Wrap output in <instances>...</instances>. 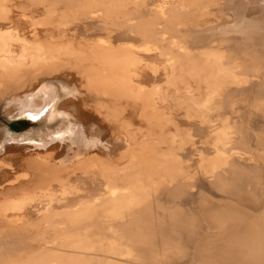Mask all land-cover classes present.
Here are the masks:
<instances>
[{"label":"bare ground","instance_id":"1","mask_svg":"<svg viewBox=\"0 0 264 264\" xmlns=\"http://www.w3.org/2000/svg\"><path fill=\"white\" fill-rule=\"evenodd\" d=\"M58 75L0 132V264H264V0H0L5 113Z\"/></svg>","mask_w":264,"mask_h":264},{"label":"rangeland","instance_id":"2","mask_svg":"<svg viewBox=\"0 0 264 264\" xmlns=\"http://www.w3.org/2000/svg\"><path fill=\"white\" fill-rule=\"evenodd\" d=\"M46 79L50 82V85H52L53 86V88L55 89V105H54V109H52V112H50V117H48V116H41V117H39V118H37V119H34V120H32V119H26V118H13V117H11V116H9L8 115V113H5L6 112V110H5V106H4V104H2V102H0V132L1 131H8V132H10V133H13V134H16V135H21V134H26V133H30V134H34V133H38V132H44V131H46V130H52V129H54L55 127H57L59 124H60V120H61V117L60 116H57L56 114H54V112H55V106L57 105V103H59L69 92H68V89L69 90H71V88H75V87H78V84H77V82H76V79H75V77L74 78H71V77H65V76H49V77H46ZM67 86H68V88H67ZM67 88V89H66ZM67 90V91H66ZM64 91L66 92V94L64 93ZM63 94H65V95H63ZM8 115V116H7ZM218 116H219V118H218ZM217 116V122L215 121V120H211L212 122L213 121H215L216 123V125H220V124H218V122L219 123H223V124H221V125H223V127L222 128H226V130L227 129H231V130H233V133L235 134V135H237L236 133H237V129L235 128V125L237 124V121H235L236 123H234V121H229V123L227 122L228 120L226 119V120H224L225 118L224 117H226V115L225 114H223L222 115V118H221V120H219L220 119V115H218ZM263 118V119H262ZM195 119V118H194ZM194 119H192V120H194ZM15 120H18V122H17V128H16V130H13L11 127H10V124L12 123V122H14ZM219 120V121H218ZM208 121V120H207ZM210 121V119H209V121H208V123L207 122H203V123H205V124H202V122H201V124L204 126V127H211V122ZM225 121H226V123L227 124H225ZM245 121V120H244ZM211 122V123H210ZM261 122V123H260ZM233 123V124H232ZM215 124H213L212 123V127L215 125ZM235 124V125H234ZM258 124L259 125H261L260 126V128L261 127H263L264 126V114H263V116L260 118V120H259V122H258ZM262 124H263V126H262ZM207 125V126H206ZM232 125V126H231ZM259 125H257V127H258V130H257V128H256V126L254 127V128H256V130L255 129H253V130H255L254 132L255 133H260V132H262V131H264L263 129H264V127L262 128V129H259ZM234 126V127H233ZM202 127V126H201ZM232 127V128H231ZM209 130V129H208ZM234 130H235V132H234ZM209 131H211V130H209ZM209 131H207L206 130V132L208 133ZM212 132V131H211ZM232 132V131H231ZM206 133V134H207ZM234 134H231L232 136L231 137H233L234 136ZM208 135V138H210V141L208 142L209 144L210 143H214V139H213V141H211V137H210V134L208 133L207 134ZM230 135V134H229ZM205 136V135H204ZM199 137V136H198ZM230 137V139L228 140L231 144L232 143H234V142H236V143H234L237 147H236V149L238 148V149H242L243 147H244V142L242 143V141H241V139H240V137H233V138H231ZM202 138V137H201ZM235 141H234V140ZM240 139V140H239ZM232 142H231V141ZM237 141H240V142H238V143H240L241 145H243V147L240 145V144H238L237 143ZM206 142V143H207ZM201 143V145H202V143L203 142H200ZM194 144H197V143H195L194 142ZM211 145H213V144H211ZM206 146V145H205ZM235 147V146H234ZM240 147H242V148H240ZM193 148H198V147H196V146H194ZM200 148V147H199ZM198 148V149H199ZM202 148H204V147H202ZM206 148V147H205ZM198 149H197V151H198ZM200 150V149H199ZM230 156V155H229ZM232 158H234V157H232V156H230V158L228 157V159H232ZM196 188H194V189H192L191 191H190V193H196L197 195H195V196H199V198H198V202H196L197 200V197H195L194 199H195V202L196 203H194V205H190V206H192V207H195V208H197V207H201L200 209L199 208H197L198 210H196V212L197 211H199L200 212V210L204 207V205L202 204H198L199 203V199L201 198L200 197V195H198V193H197V189L195 190ZM211 189V191H208V193H207V197H208V195H210L209 197H210V200L213 202V203H215V204H223V203H229V200L228 199H225V198H223V197H221L220 195H219V193H217L214 189H212V188H210ZM193 190H195V191H193ZM209 197H208V199H209ZM212 198V199H211ZM222 198V199H221ZM219 200V201H216V200ZM222 200V201H221ZM224 200H226L225 202H223ZM201 201V200H200ZM197 204V205H196ZM187 209V208H186ZM190 211V210H189ZM194 213L196 216H197V219L196 220H199L200 221V223L203 221V220H206V219H202L203 217H201V216H203V215H201L202 213H203V210L200 212V213ZM201 216H200V215ZM198 216H200V217H198ZM201 219V220H200ZM207 223V220L206 221H204V222H202L201 224H204V223ZM205 223V224H206ZM196 226H194V228H195ZM196 229L198 230H200V227L198 226V227H196L195 228V231H196ZM198 230V231H199ZM191 231H194L193 230V228L191 229ZM205 231L203 230V233H204ZM207 232V231H206ZM206 232L204 233V236H205V234H206ZM199 233H202L201 231L199 232ZM203 233L201 234V236L203 237ZM208 233V232H207ZM208 235V234H207ZM209 235H213L212 233H209ZM195 236H197V235H195ZM194 236V237H195ZM193 253V255H192V257L194 258V260H195V256H197V254L195 253V252H192ZM196 255H195V254ZM195 255V256H194ZM209 255V256H208ZM207 256H204L205 258L206 257H208V259L213 255V252H211V253H209ZM192 257H190V258H192ZM193 258H192V260H193ZM224 257L223 256H221V258H220V256H219V258H218V260H222ZM200 262V261H199ZM201 263V262H200ZM203 263V262H202ZM203 264H205V263H203ZM228 264V263H227Z\"/></svg>","mask_w":264,"mask_h":264},{"label":"trees","instance_id":"3","mask_svg":"<svg viewBox=\"0 0 264 264\" xmlns=\"http://www.w3.org/2000/svg\"><path fill=\"white\" fill-rule=\"evenodd\" d=\"M17 122H18V120H15L14 122H12L11 124H10V127L13 129V130H16V128H17Z\"/></svg>","mask_w":264,"mask_h":264}]
</instances>
